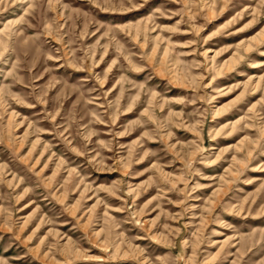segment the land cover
Wrapping results in <instances>:
<instances>
[{
	"label": "rangeland",
	"instance_id": "obj_1",
	"mask_svg": "<svg viewBox=\"0 0 264 264\" xmlns=\"http://www.w3.org/2000/svg\"><path fill=\"white\" fill-rule=\"evenodd\" d=\"M0 264H264V0H0Z\"/></svg>",
	"mask_w": 264,
	"mask_h": 264
}]
</instances>
